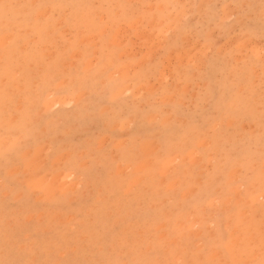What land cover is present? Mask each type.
<instances>
[{
	"label": "rangeland",
	"instance_id": "374dc122",
	"mask_svg": "<svg viewBox=\"0 0 264 264\" xmlns=\"http://www.w3.org/2000/svg\"><path fill=\"white\" fill-rule=\"evenodd\" d=\"M0 264H264V0H0Z\"/></svg>",
	"mask_w": 264,
	"mask_h": 264
}]
</instances>
